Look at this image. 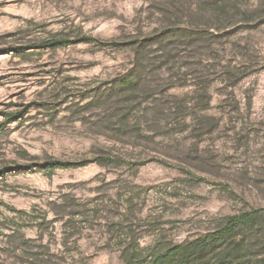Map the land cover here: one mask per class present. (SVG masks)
Instances as JSON below:
<instances>
[{"label": "rangeland", "instance_id": "rangeland-1", "mask_svg": "<svg viewBox=\"0 0 264 264\" xmlns=\"http://www.w3.org/2000/svg\"><path fill=\"white\" fill-rule=\"evenodd\" d=\"M252 211L264 264V0H0V264H135Z\"/></svg>", "mask_w": 264, "mask_h": 264}, {"label": "trees", "instance_id": "trees-1", "mask_svg": "<svg viewBox=\"0 0 264 264\" xmlns=\"http://www.w3.org/2000/svg\"><path fill=\"white\" fill-rule=\"evenodd\" d=\"M89 38H83L82 41ZM75 40L70 38H51L43 41L37 47H67ZM18 51H25L27 47H18ZM7 51V50H5ZM17 116H13L16 119ZM101 163H111L114 158L105 157L99 160ZM89 161H63L49 160L38 164L40 170L48 174L54 173L57 169L80 167L88 164ZM258 218V211L246 212L243 214L229 216L217 232L209 233L202 238L194 239L184 245L168 244L158 240L148 250H140L135 254V264H248L250 246L245 237L238 238V228L252 227Z\"/></svg>", "mask_w": 264, "mask_h": 264}]
</instances>
